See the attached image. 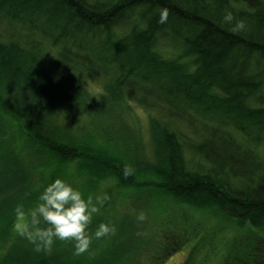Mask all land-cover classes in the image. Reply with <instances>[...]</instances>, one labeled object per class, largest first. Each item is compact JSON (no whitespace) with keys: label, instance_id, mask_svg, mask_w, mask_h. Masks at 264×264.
<instances>
[{"label":"trees","instance_id":"16d2710c","mask_svg":"<svg viewBox=\"0 0 264 264\" xmlns=\"http://www.w3.org/2000/svg\"><path fill=\"white\" fill-rule=\"evenodd\" d=\"M165 7L168 19L161 24L159 14ZM228 13L231 20L225 19ZM134 17L138 21L125 29L129 32L116 38V28L129 21L132 25ZM4 21L27 26L28 33L37 32L60 50L52 57V48H27L17 40H3L0 34V142L15 132L23 134L16 144L0 146V225L11 220L18 203L29 205L38 199L40 189H32L37 178L49 180L48 173L67 162L91 160L125 186L134 185L138 175H153L159 188L175 199L236 221L244 233L218 241L220 264H264V161L221 134L232 127L253 145L264 138V97L260 96L262 107L249 103L264 87V0H0V22ZM238 21H243L242 28L235 27ZM161 32L185 43L187 63L180 60L183 57L168 60L156 50ZM93 62L114 64L119 71L100 99H92L79 77L72 75ZM135 90L142 104H166L171 116L187 118L190 125L196 113L205 125L214 120L215 125L202 129L208 136L194 148L216 169L201 174L188 168L186 145L165 124V116L150 120L153 163L145 157L146 163L143 159L131 163V157L126 163L135 172L124 177V164L118 159L96 161L90 155L92 134L80 138L67 127L73 123L72 114L105 113L98 115L105 118L110 111L115 116L124 106V96L133 97ZM231 177L239 184L233 186ZM247 225L260 234L248 233ZM210 228L200 226L196 233L183 230L182 239L216 244L214 228L209 237L199 234ZM126 234L124 230L122 235ZM57 247L37 251L33 245L25 247L17 236L1 251L0 264H131L132 260L131 250L120 262L118 253L111 259L102 258V253L65 257V248Z\"/></svg>","mask_w":264,"mask_h":264},{"label":"rangeland","instance_id":"374dc122","mask_svg":"<svg viewBox=\"0 0 264 264\" xmlns=\"http://www.w3.org/2000/svg\"><path fill=\"white\" fill-rule=\"evenodd\" d=\"M238 5V7H243V5ZM137 21L138 18L134 17L132 25L129 21L123 28L122 25L117 27L116 38H122V35L127 34L129 30L125 29L131 28ZM28 32L27 26H22L17 22L12 24L6 21L0 22V34L3 36V40L7 42L17 40L27 48H43L44 50L52 48V57L59 52L60 48L53 46L51 41L42 39L40 35H37V32ZM162 33L159 34L156 50L168 60L183 57L180 60L187 63L190 57H184L187 48L185 43L176 40L169 33L161 35ZM117 74L119 75V71H116L114 64L113 67H107L102 62H93L92 65L86 66L84 69H78L76 73L74 71L72 75L79 77L78 80L81 86L92 99H100L106 92V85L110 84ZM136 92L137 90H135V93L132 91L133 97L124 96V106L120 113L115 116H112L110 111L106 112L108 114L105 118L98 116L105 113L94 115L75 111L72 114L73 123L68 122L67 127L72 128L75 131L74 135L80 138L92 134L90 142L93 150L90 151V155L94 156L96 161H104V159L114 161L118 159L116 161L120 164H126V161L132 157L131 163L136 164L142 162V159L144 161L145 157L153 163L152 160L156 159V154L151 146L150 120L151 118L162 119L165 116V124L170 125L178 133L183 144L186 145L184 146V154L188 168L201 174H208L216 169L213 162L203 158L194 148V145L202 141L204 136H208V133L204 134L202 129L215 125L214 120H207L205 125L202 119L203 116L195 112L196 120L194 125H190L187 118L181 120L171 116L167 111L166 104H163L162 107L155 103L142 104ZM261 95L264 97V87L259 94L249 100V103L253 104V107H262ZM144 98L147 102L154 101L152 98ZM65 124L67 125V123ZM231 128H228L227 131H221V134L234 138L236 145L239 144L241 147L252 149L253 153L264 161V138L260 143L253 145L242 134ZM120 135H122L123 141ZM22 138V132H15L6 140H2L0 146L10 144V142L16 144ZM188 143L190 144L187 145ZM143 145H146L145 150ZM133 149L134 153L132 154ZM218 151L227 157V153L222 148H219ZM48 176H50L49 180L48 178L47 180L37 178L32 189L38 188L42 191L43 186L50 179L60 176L74 182L85 196L92 195L95 197L104 193L109 196V199L101 206L100 212L94 214L90 227L94 231L101 221H105L114 225V230L102 238H93L89 249L80 254L75 253L73 243L55 240L51 248L56 250H59L57 246H61L62 249L65 248L62 251L65 257L72 253L76 257L92 258L102 253V258L111 259L113 254L118 253V259L122 262V254L125 256L132 252V260L128 261L131 264H220L222 247L218 241L228 242L244 233V230L238 227L236 221L228 220L221 214H212L209 209L204 207L175 199L171 194L159 188L157 183L154 182L157 177L153 175H138L134 185L125 186L123 183L121 184L116 175L105 171L103 167L93 165L91 160L80 159L57 167V170L48 173ZM230 179L233 186L239 184L238 178L231 177ZM40 191H38V195ZM37 202L38 199L34 202L28 201L29 205L24 206L27 209ZM141 216H143V219L140 218ZM10 218V221L3 222L0 225V254L6 243L17 236L25 247L35 246L21 236L15 228L17 223L16 213ZM203 225H210L214 229L210 228L208 232L199 230V234L204 233L209 237L208 235L209 233L212 234L211 230L213 229V233H215L213 238L217 241L216 244L206 242L207 239H200L199 241H196V239H182L184 238L182 235L183 230L188 233H196L198 228ZM219 228H222V231ZM246 228L248 233L260 234V231L254 227L247 225ZM124 230L127 232L126 236L122 235ZM116 236H119L118 239H116ZM137 248L138 251H135ZM212 251L214 252L212 253ZM125 258L127 257L125 256Z\"/></svg>","mask_w":264,"mask_h":264},{"label":"clouds","instance_id":"9594fccd","mask_svg":"<svg viewBox=\"0 0 264 264\" xmlns=\"http://www.w3.org/2000/svg\"><path fill=\"white\" fill-rule=\"evenodd\" d=\"M167 19L168 9L165 7L160 10L158 22L163 24ZM225 19L231 20V13ZM243 26V21H238L235 27ZM134 172L130 163L123 165L124 177ZM108 199L107 193L85 196L74 182L56 176L43 186L34 206L26 209L23 203L16 205L15 228L35 245L37 251L50 249L55 240H61L73 243L75 253L80 254L89 249L93 238H102L114 230V225L105 221H101L94 231L90 227L94 214L100 212Z\"/></svg>","mask_w":264,"mask_h":264}]
</instances>
